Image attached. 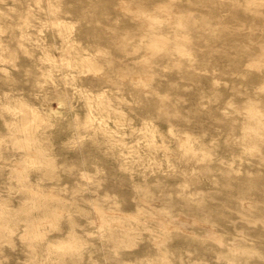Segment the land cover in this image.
<instances>
[{
	"label": "rangeland",
	"instance_id": "374dc122",
	"mask_svg": "<svg viewBox=\"0 0 264 264\" xmlns=\"http://www.w3.org/2000/svg\"><path fill=\"white\" fill-rule=\"evenodd\" d=\"M71 1L75 0H61L59 9H72L74 6L70 4ZM178 1L191 5L193 0ZM205 1L213 4L210 6V14L205 17L199 14L195 7L188 6L193 12L187 16L184 26L187 34H204L212 44L221 43V38H230L227 32H224L221 38L217 37V32L221 29L219 26H222L216 23L217 17L221 23H231L235 19L237 25L234 23L232 26L238 27L232 37L239 42H247L246 33L250 20L264 19V13L253 15L248 11L247 15L253 16L244 17L238 11L240 6L234 9L230 0ZM116 4V0H80L79 5H75L78 10H90L93 21L100 27L120 29L129 26L132 21L116 9ZM218 8L221 10L220 14ZM46 12L45 0H0V55L3 57L0 59V102H13V98L20 97L41 110L44 119L32 130L38 135V144L55 164L52 168L23 164L20 161L22 150L11 147L10 133L2 127L3 119H9L11 115L7 112L0 114V134L6 139L5 147L0 149V210L8 216V220L0 227V264H130L134 259H141L146 264H234L231 260L234 254L247 255L244 250L245 242L263 243L264 221L254 220L252 216L257 213L264 215V188L261 187L264 165L257 166L254 159L244 153H238L241 144L235 141L234 135L227 139V122L233 117H227L225 122L213 121L207 127L197 123L207 117L209 113L205 112L216 109L227 101L242 98L231 90L232 87L249 88L257 82L256 78L250 74H245L244 77L222 75V63L213 51H208L210 48L202 51L192 48L193 62H196L198 57L204 61L199 67L202 72L196 77V82L192 84L174 80V75L170 74L165 78L167 82L164 80L158 83L157 88L168 92L184 85L190 88L188 91L183 90V93L187 97L191 95L192 98L178 102L177 106L190 115L197 113V116L190 117V121L183 123V126L192 130L195 152L200 154L204 150L206 153L200 158H190L188 163L177 159L175 155L165 159L160 150L147 148L140 136V121L134 112L147 105L141 102L144 99L140 100L141 105L134 103L137 106L135 110L127 109L124 104L120 105L118 110L124 118L122 123L114 122L113 114L101 110L96 100H92L91 107L84 103L83 95L73 88V83H78L79 88L86 89L92 95L112 86L89 85L84 80H77L75 76L72 79L74 68L62 64L60 57L63 50L59 48L58 43L61 41L75 46L81 40V44L90 49L82 37L83 32L90 31L92 27L87 21L84 23L77 20L75 11L59 13L55 17L70 25L67 38L60 40L49 24ZM9 18L13 21L19 20L13 29L6 27ZM101 34L103 36V33ZM7 36L12 39H7ZM257 36L258 40L264 38ZM250 38L255 39L252 36ZM16 41L20 43V48ZM214 44L213 47H216ZM89 49L86 52L91 50ZM45 52L56 58L52 66L54 80L43 81L37 88L32 84L33 75H36L37 68L45 69L47 66L44 60L38 61ZM232 61L235 65H230L235 66L237 71L243 69L242 59L239 62ZM127 68L129 72H133L131 65ZM99 71H102V67ZM62 76L65 79H61ZM85 76L86 74L82 77ZM112 90L116 94L121 92L115 88ZM128 94L127 90L123 91V95L130 99ZM196 94L203 100L200 105H194ZM43 98L48 99L52 108L50 111H47L42 103ZM87 112L93 115L94 119L89 125L83 126ZM99 117L104 119L113 142L103 138L100 128L97 127ZM150 122L155 128L154 140L157 143L163 142L169 149L174 150L175 138L180 132L179 128L176 129L177 125L173 124L172 133H167L157 120ZM240 123V117H234V134L241 131ZM179 125L181 126V123ZM203 131L206 133L203 134ZM84 155L87 159L83 158ZM132 156L136 158L126 162L132 166L119 165L122 159ZM15 160L22 163L21 173L26 175L25 184L37 183L39 188L46 191L51 189L63 197L47 199L45 205L61 206L63 210H68V214L66 211H60L61 216L55 219L56 226L52 227L50 224L46 227L43 239L32 241V245H27V241L20 234L29 228L26 226V219L36 217L40 210H22L19 206L21 192L13 167ZM80 167L88 177L81 176L77 169ZM244 179H249L248 183L253 189L241 193L250 198V208L248 212H244L245 215H239L232 208V201ZM134 185H139L141 190H138L139 187L134 188ZM170 190L172 193H169L167 198L151 196V193H166ZM183 193L192 197L186 198ZM102 196L105 199H113L109 206L125 212L127 216L121 218V221L131 229L132 236L119 239L115 236L116 230H111V237L101 235V228L92 223H84L85 217L92 215L87 212L91 206L86 205L84 199L93 197L99 201L98 198ZM144 199L148 201L145 205L140 201ZM185 201H190L189 208L185 206ZM82 205L84 206L81 207ZM185 209L210 212L212 218H206L207 214L203 218L208 219L205 224L215 235H206L207 228L199 225L171 223L160 226L154 221L145 220L151 213L164 215L171 210L173 216L175 213H185ZM130 213L136 214L129 217ZM51 216L53 215H48ZM177 218L186 220L180 216ZM71 228L75 229L73 235L67 232ZM8 230L12 232L5 235ZM68 238L81 243L76 244L79 254L77 258L74 249L63 252L51 248L49 252L46 251L47 240ZM125 239H129L131 244L116 248L115 244L121 242L124 245ZM262 251L256 250L247 255V264H264ZM45 254L49 257L44 258Z\"/></svg>",
	"mask_w": 264,
	"mask_h": 264
},
{
	"label": "bare ground",
	"instance_id": "6f19581e",
	"mask_svg": "<svg viewBox=\"0 0 264 264\" xmlns=\"http://www.w3.org/2000/svg\"><path fill=\"white\" fill-rule=\"evenodd\" d=\"M47 4V15L49 16L48 22L54 28L56 36L60 40L67 38V31L70 25L60 20V18L55 17L59 13H67L75 11L77 15L76 19L81 21H87L91 25V30L88 32H83L85 43L90 46V51L83 44L81 40L74 45H67L61 41L58 43L59 48H62L63 52L60 57L62 64L65 66L73 67L75 73L71 74L77 78V80H84L87 84L97 86V85H109L112 88L119 89L121 92L116 94L112 88L108 90H103L102 92H97L96 95H92L86 89L79 88L78 83H73V88L83 95L84 103L88 106H92V100L97 101V105L101 110H107L111 112L117 123H122L124 118L121 115L118 108L120 105L124 104L127 109L135 110L141 102L143 104L142 108H139L138 112H134L140 121V127L138 128L140 136L145 141V146L149 149H156L162 152L165 159H169L171 155H175L177 159L182 160L186 163L191 161L190 158H200L206 152L202 150V153L198 154L194 150V145L192 142V130L185 128L183 123H188L190 117L197 116V113L190 115L187 111L181 110L177 106L180 101L187 100V98H192L190 95L187 97L183 93V90L190 89L184 87L180 89H170L168 91H160L157 88L158 83H162L166 77L170 74L174 75V80L190 82L194 84L196 82V77L200 75L202 64L204 61L197 58V61L193 62L191 56H193L192 48L197 50L210 48L209 52L213 51L216 58H218L222 63V75H235L244 77L245 74H250L256 78L257 82L249 88L239 89L237 87H232V91L239 95L240 98L237 101H227L221 106L211 111L205 112L209 113L207 117L203 118L204 121H197L201 126L212 124L213 121L225 122L227 117H233L228 123V137L231 138L234 135L235 141H238L241 146L238 153H244L247 157H250L257 162V166L264 165V38L258 40L256 36L264 37V19L262 20H250L247 30V42L236 41L232 34L237 30L238 26H232L235 22L231 23H221L220 18L217 17L215 20L221 29L217 32V37L221 38L224 32L230 35V38H221V43L213 44L209 42L208 36L204 34H196L194 36L187 34L184 26V22L189 15L193 12L192 9L187 8L188 6L195 7L198 13L207 17L212 10L210 6L213 4H208L205 0H193L191 5L181 4L178 0H116V9L126 14L132 23L124 28L115 29L105 26H101L94 22L91 17L92 12L83 8L78 10L76 5H79L80 0L71 1L70 4L74 7L72 9H59L61 0H45ZM232 2V7L236 9L238 6L240 8L238 11L246 18H251L254 14L264 13V1H239L230 0ZM75 2V3H74ZM76 4V5H75ZM215 5V4H214ZM220 9L218 8V14H220ZM248 12H252L253 15H247ZM22 18V16H18ZM25 20V18L23 19ZM16 19L13 21L9 18L6 27L13 29L16 26ZM15 22V23H13ZM233 22V23H232ZM85 23V22H84ZM196 23V20L194 21ZM237 25V23H235ZM232 26V27H231ZM103 33V36L102 34ZM108 34V35H107ZM211 35V32L209 33ZM255 39H252L250 37ZM257 36V37H258ZM259 37V38H260ZM12 39V37L7 36V39ZM17 45L20 48V43L18 41ZM1 44V40H0ZM82 45V46H81ZM72 49V51H70ZM20 50V49H18ZM65 53V56H64ZM204 54V53H203ZM3 58L0 55V59ZM56 58L50 53L45 52L38 61L44 60L47 66L45 69L37 68L36 75H33L32 84L39 88L43 81H49L48 79L54 80L52 73L53 61ZM242 59L243 69L237 71L235 66L230 64L235 63L232 61L239 62ZM227 61V62H223ZM98 61L99 64H94ZM132 66L133 72H129L128 66ZM1 67V65H0ZM102 67V71H99ZM221 68V66H219ZM86 72V73H85ZM86 74L85 77H82ZM65 79L64 76L60 77ZM166 81V80H165ZM167 82V81H166ZM168 84V83H167ZM171 85V84H169ZM176 85V83H175ZM176 87V86H175ZM127 90L129 92L130 99H127L123 95V91ZM32 94L31 91H29ZM197 98L194 105H200L202 103V98L196 94ZM13 102H0V114L7 112L11 115L9 119H3L2 127H4L9 133V142L11 147H16L22 150L20 161L23 164L29 163L33 166H44L52 168L55 164L50 156L44 152V148L38 144V135L34 133L32 128L37 125L44 118L42 112L37 106L27 102L25 98L16 97L13 98ZM42 103L46 107L47 111H50L51 105L48 99L43 98ZM137 104V106L134 105ZM193 103V102H192ZM214 108V107H213ZM152 112H151V111ZM203 113V114H205ZM202 114V115H203ZM240 117L241 125L238 133L234 134V127L232 126L234 117ZM14 118V119H13ZM209 118V120L207 119ZM94 119V116L89 112L85 114L83 126H87ZM97 127L100 128L101 134L106 141L113 142L111 133L105 121L102 117L97 118ZM157 120L162 126L163 131L171 132L173 131L172 125L176 124L177 128L180 129L177 137L175 138V148L169 149L163 142L157 143L154 140L155 128L150 122L151 120ZM237 120V119H236ZM181 123V126L179 125ZM172 133V132H171ZM203 134L206 131L202 132ZM4 137L0 134V149L5 147ZM9 147V148H11ZM194 152V153H193ZM84 159L87 156L84 155ZM136 157L132 156L129 159H122L119 162L121 167L132 166V164H127L126 162L134 160ZM15 160L13 167L16 180L19 181V190L21 192V201L19 206L23 208L22 210H29L31 208H36L40 210L36 217H30L26 219L29 228L21 232L20 236L27 241V245H32V241H39L38 239H43L45 235L46 227L50 224L52 227L56 226L55 219H58L61 215L60 211H66L60 206L49 207L45 205L47 199L53 198H63L61 195L52 192L51 189L43 190L39 188L37 183L25 184L24 178L26 175L21 173V162ZM256 167V165H255ZM81 176L88 177L86 172L83 171L82 167L77 168ZM50 171V170H49ZM189 173L191 171H188ZM249 179H244L240 185L236 196L233 199L232 208L239 213V215H245L244 212H248L250 208V198L241 195V193H246L253 189L248 183ZM136 184V183H134ZM230 187V183H226ZM139 185H134V188H138ZM261 187L264 188V179L261 183ZM141 190V187L138 188ZM169 193L172 191L151 193V196L157 195L160 198H167ZM191 194V193H188ZM210 196V193H207ZM206 195V196H207ZM186 198H191L192 196H187L183 193ZM212 196V195H211ZM96 201L93 197H86L84 201L86 205L91 206V209L87 212L92 213L88 217H85V222L92 223L97 227L101 228V235H108L111 237L112 231L116 230V237L123 239L128 236H132L133 233L130 232V228L124 226L121 218L127 216L125 212L121 209L109 206V203L113 201L111 198L101 197ZM140 200L142 203H148V201ZM185 206L189 208L191 205L190 201H185ZM82 205L81 207H83ZM185 213H175L173 216L170 212L164 215L148 214L145 220L154 221L157 225H171L179 223L180 225L189 223L194 225H199L200 227H206V235L212 236L211 230L205 224L208 219L203 218L206 214V218H212L210 212H200L198 210L185 209ZM3 210H0V227L3 226L4 222L8 220V216ZM136 213H130L128 216L133 217ZM48 215H53L48 217ZM59 215V216H58ZM185 218L186 220H180L177 218ZM254 220L259 222L264 221V215L258 214L252 216ZM42 226V227H40ZM12 231L8 230L5 235H9ZM68 234L73 235L75 229L71 228ZM89 232V231H87ZM215 235V234H214ZM129 240V239H128ZM126 241L124 245L121 242L116 243V248L124 247L130 245V241ZM46 251L55 248L57 251H66L68 249L75 250V257L77 258L79 254L77 253L76 244H81L80 242H75L74 239L68 238L65 240L55 239L46 241ZM244 250L247 255H251L252 252L259 250H264V242L260 244L246 243ZM264 253V251H262ZM72 255V254H71ZM234 254L231 260L234 264H247L248 256ZM49 256L45 254L44 258ZM130 264H146L142 262L141 259H134Z\"/></svg>",
	"mask_w": 264,
	"mask_h": 264
}]
</instances>
